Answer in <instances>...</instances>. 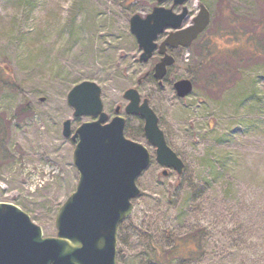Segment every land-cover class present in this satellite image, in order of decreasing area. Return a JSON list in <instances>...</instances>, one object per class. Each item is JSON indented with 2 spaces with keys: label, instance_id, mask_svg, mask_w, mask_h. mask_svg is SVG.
Returning a JSON list of instances; mask_svg holds the SVG:
<instances>
[{
  "label": "rangeland",
  "instance_id": "obj_1",
  "mask_svg": "<svg viewBox=\"0 0 264 264\" xmlns=\"http://www.w3.org/2000/svg\"><path fill=\"white\" fill-rule=\"evenodd\" d=\"M201 3L210 26L191 47L169 49L176 62L160 86L152 75L160 55L139 60L130 19L157 5L179 13L173 1L0 0V117L12 121L13 152L0 172V202L19 206L45 237H56V215L79 180L77 140L63 135V123L71 119L74 132L97 119L75 117L68 94L90 80L102 88L108 121L120 107L126 138L145 145L152 158L137 179L134 210L119 228L118 264H154L152 242L168 249L175 236L196 229L205 231L201 254L170 264H264V46L253 41L264 36V0H189L184 26ZM206 41L216 50L235 49L230 62H219L228 74L214 85L210 71L195 73ZM184 78L194 89L180 98L174 83ZM129 88L148 98L185 163L183 173L162 174L144 119L125 112Z\"/></svg>",
  "mask_w": 264,
  "mask_h": 264
},
{
  "label": "water",
  "instance_id": "obj_2",
  "mask_svg": "<svg viewBox=\"0 0 264 264\" xmlns=\"http://www.w3.org/2000/svg\"><path fill=\"white\" fill-rule=\"evenodd\" d=\"M163 3L168 0H156ZM181 6L173 8L157 5L146 17L134 14L130 30L142 49L139 60L148 62L156 51L161 55L153 69V76L163 85L168 68L175 64L169 48L190 47L210 24L211 14L202 4L193 23L184 27L189 15L188 0H172ZM167 37L157 40L166 29ZM178 97L192 93L194 84L188 78L174 83ZM129 101L128 115L144 119V132L150 145L156 148V159L165 167L183 173L185 163L169 146L159 118L147 98L142 99L136 88L124 92ZM74 116H93L97 120L81 124L75 132L72 120L63 123V135L77 144L73 162L79 172L75 191L60 207L56 215V237H45L43 228L19 206L0 202V264H118V233L121 223L134 210L133 200L141 190L138 177L148 169L152 158L149 149L126 138V118L116 108V115L108 121L104 110L102 88L94 81L85 80L75 85L68 94Z\"/></svg>",
  "mask_w": 264,
  "mask_h": 264
},
{
  "label": "trees",
  "instance_id": "obj_3",
  "mask_svg": "<svg viewBox=\"0 0 264 264\" xmlns=\"http://www.w3.org/2000/svg\"><path fill=\"white\" fill-rule=\"evenodd\" d=\"M264 36L260 39L256 38L254 41L255 44L261 43L264 46ZM249 39V37H248ZM207 42V41H206ZM209 45V41L206 43V46L202 48L201 51V60L196 62L195 66V73L199 71L206 70L207 72L210 71V82L214 85L217 80H220L221 77L228 74L226 70L227 66H219V62L224 60L226 62H230V53L228 52L234 51L235 49H214L211 48ZM238 51V50H236ZM264 51L261 49V52ZM237 53V52H236ZM250 53V52H249ZM262 54V53H261ZM252 58H258L260 54L250 53ZM220 57H224L223 59H219ZM6 83V82H5ZM9 84V83H7ZM12 85V84H11ZM11 120L5 117H0V172L2 169L11 163L13 159V152L9 147L10 141V127H11ZM204 229H196L192 232H189L183 236H175L173 238V244L170 248L164 249L159 245H155L153 242L152 250V262L154 264H170L171 261L175 259H183V260H193L196 259L202 251V239L204 235Z\"/></svg>",
  "mask_w": 264,
  "mask_h": 264
},
{
  "label": "flooded vegetation",
  "instance_id": "obj_4",
  "mask_svg": "<svg viewBox=\"0 0 264 264\" xmlns=\"http://www.w3.org/2000/svg\"><path fill=\"white\" fill-rule=\"evenodd\" d=\"M203 3H201L200 5H199V11H200V9H201V5H202ZM189 9V8H188ZM199 13V12H198ZM197 13V14H198ZM211 14V13H210ZM190 16V10H189V15H188V17ZM196 16V15H195ZM195 16H194V18H195ZM193 18V19H194ZM192 23H193V21H192ZM179 48H183V47H179ZM169 49H178V48H169Z\"/></svg>",
  "mask_w": 264,
  "mask_h": 264
}]
</instances>
